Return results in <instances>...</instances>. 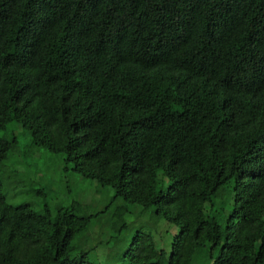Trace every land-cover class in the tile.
Returning a JSON list of instances; mask_svg holds the SVG:
<instances>
[{
  "label": "trees",
  "instance_id": "16d2710c",
  "mask_svg": "<svg viewBox=\"0 0 264 264\" xmlns=\"http://www.w3.org/2000/svg\"><path fill=\"white\" fill-rule=\"evenodd\" d=\"M12 123L180 228L129 264H264V0H0V166ZM42 209L0 169V264H97L73 244L97 214Z\"/></svg>",
  "mask_w": 264,
  "mask_h": 264
},
{
  "label": "rangeland",
  "instance_id": "374dc122",
  "mask_svg": "<svg viewBox=\"0 0 264 264\" xmlns=\"http://www.w3.org/2000/svg\"><path fill=\"white\" fill-rule=\"evenodd\" d=\"M10 128L18 129L21 145L20 152L12 153L0 166L11 202H31L40 212L45 200L53 209L77 202L80 211L97 214L90 228L73 240L78 250L89 249L87 259L97 264H129L125 251L140 231L151 234L158 248L171 252L180 230L176 224L158 216L153 208L115 197L113 188L84 178L63 155L32 145L20 126L12 123ZM169 182L165 180V186ZM225 188L232 198L233 184ZM204 261L211 264L207 257Z\"/></svg>",
  "mask_w": 264,
  "mask_h": 264
}]
</instances>
